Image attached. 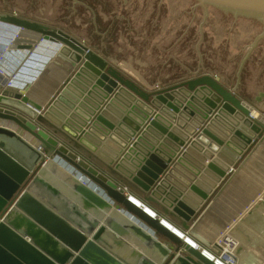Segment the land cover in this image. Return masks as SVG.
Segmentation results:
<instances>
[{"label":"water","instance_id":"1","mask_svg":"<svg viewBox=\"0 0 264 264\" xmlns=\"http://www.w3.org/2000/svg\"><path fill=\"white\" fill-rule=\"evenodd\" d=\"M0 10L76 30L147 87L190 77L147 92L64 31L0 13V21L71 49L75 66L41 102L26 94L35 77L23 88L0 85V118L12 122L0 124V264H156L123 240L114 222L44 180V155L59 156L182 245L175 230L86 159L93 153L104 160L185 228L197 220L235 163L264 140V116L207 73L216 70L264 108V0H0ZM48 65L42 62V72ZM16 127L36 147L10 130ZM80 151L89 152L86 159ZM133 229L166 255L159 242ZM187 244L198 260L215 264Z\"/></svg>","mask_w":264,"mask_h":264},{"label":"crops","instance_id":"2","mask_svg":"<svg viewBox=\"0 0 264 264\" xmlns=\"http://www.w3.org/2000/svg\"><path fill=\"white\" fill-rule=\"evenodd\" d=\"M14 16L19 15L16 14ZM19 17L24 16L20 15ZM41 22L44 23V21ZM47 25L58 28L79 40L98 56L106 60L108 65L118 70L121 75L132 80L147 92L190 78L187 77L147 87L81 34L67 30L59 25L50 23ZM26 34L27 37L35 38V40L39 37L38 33L32 31H27ZM37 53L40 54L38 56L40 60L34 62V69L31 74L29 73L27 78L31 80L32 77H35V80L31 86H27L29 88L26 90V94L32 100L41 102L44 96H47V98L53 97L62 87L63 83L74 73L75 66L70 67L74 52L59 42L43 40L39 44ZM46 60L49 62V65L42 72L43 68H41V64ZM207 73L215 75L224 87L230 89L248 106L264 116V108L252 98L245 97L241 93V90L224 76L216 70ZM13 88L18 89L16 87ZM1 123L12 124V122L0 118ZM10 130L14 131L31 147H36L38 144L34 138L26 133L23 134L20 128H10ZM53 136L61 143L65 139L62 134ZM80 152L78 153L82 158L89 154V152ZM90 154L91 159H84L95 169L108 175L119 186L125 187L127 194H124L130 195L132 199L143 203L144 206L155 212L154 218L158 216L159 219H162L177 231L184 233L192 242L196 243L197 248H192L187 244L188 249L215 252L213 246L214 240L219 234L226 232L238 241L236 264H264V140L258 142L249 153L235 163L231 174L224 179L215 197L208 204L207 208L209 209L204 211L197 220L186 222V228L183 226L184 221L177 214L172 211L165 213L164 206L158 200L154 198L150 199L148 193L131 183L120 172L113 174L108 169L104 160L93 153ZM44 156L45 161L39 172L41 177L93 216L100 219L106 218L107 221L114 222L117 228L123 230L121 238L127 243H130L131 240L139 245L141 248L137 249L135 246L129 244L131 247H134L135 251L140 252L147 258L149 263L205 264L182 246L174 244L166 237L155 232L152 227L134 213L129 212L122 205H118L116 202L110 200L97 184L89 180L80 171L74 169L62 158L57 155ZM133 228L138 229L140 233L159 242L165 248L166 255L159 252L142 235L137 234Z\"/></svg>","mask_w":264,"mask_h":264},{"label":"built area","instance_id":"3","mask_svg":"<svg viewBox=\"0 0 264 264\" xmlns=\"http://www.w3.org/2000/svg\"><path fill=\"white\" fill-rule=\"evenodd\" d=\"M11 14L16 15L14 12ZM26 32L27 30L20 26L0 21V85L3 88H23L25 83L29 81L27 78L34 69V62L40 60V57H38L40 54L37 52L39 44L43 40L27 37ZM30 39L34 41L26 42ZM24 45H28V47H22ZM28 61H32L33 65L27 66L25 63ZM21 70L25 71L22 72ZM123 190L127 194L125 187ZM128 198L132 200L130 195H128ZM141 206L146 210L143 203H141ZM179 235L182 245L189 243L197 248L196 243L192 242L184 233L181 232ZM213 246L215 252L201 251L209 256L215 264H236L238 241L233 236L223 232L216 237Z\"/></svg>","mask_w":264,"mask_h":264},{"label":"rangeland","instance_id":"4","mask_svg":"<svg viewBox=\"0 0 264 264\" xmlns=\"http://www.w3.org/2000/svg\"><path fill=\"white\" fill-rule=\"evenodd\" d=\"M0 13H13V12H11V11H7V10H0ZM17 14V13H16ZM19 16L21 15V14H18ZM24 16V15H23ZM23 18H27V19H31V20H35V21H41V20H38V19H35V18H31V17H28V16H24ZM44 23H47V24H49L48 22H45L44 21ZM50 24H52V23H50ZM62 27V26H61ZM65 28V27H64ZM65 29H67V30H70V31H73V32H76V33H78L76 30H72V29H69V28H65ZM91 43V42H90ZM27 66H32L33 65V63H32V61H28V62H26L25 63ZM27 66H25V67H27ZM22 72L23 71H25V70H21ZM241 93H243V95L245 96V97H247V98H249V99H251L247 94H245L243 91H241Z\"/></svg>","mask_w":264,"mask_h":264},{"label":"bare ground","instance_id":"5","mask_svg":"<svg viewBox=\"0 0 264 264\" xmlns=\"http://www.w3.org/2000/svg\"><path fill=\"white\" fill-rule=\"evenodd\" d=\"M31 74V73H30ZM134 202H136L137 204H141V202H139L138 200H136V199H132ZM145 208H146V210L148 211V212H150L151 214H152V216H155V212L154 211H152L151 209H149L148 207H146V206H144ZM168 226H169V228H171V229H174V230H176L175 228H173L171 225H169L168 223H166ZM176 232L178 233V234H181V232H179V231H177L176 230Z\"/></svg>","mask_w":264,"mask_h":264}]
</instances>
